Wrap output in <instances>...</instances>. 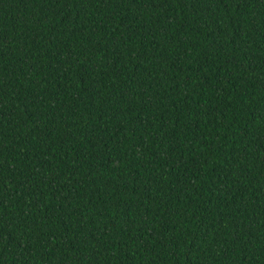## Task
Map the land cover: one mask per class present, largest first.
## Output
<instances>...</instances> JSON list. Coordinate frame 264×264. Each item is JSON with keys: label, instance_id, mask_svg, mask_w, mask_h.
Instances as JSON below:
<instances>
[{"label": "trees", "instance_id": "1", "mask_svg": "<svg viewBox=\"0 0 264 264\" xmlns=\"http://www.w3.org/2000/svg\"><path fill=\"white\" fill-rule=\"evenodd\" d=\"M0 264H264V0H0Z\"/></svg>", "mask_w": 264, "mask_h": 264}]
</instances>
